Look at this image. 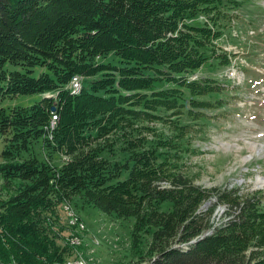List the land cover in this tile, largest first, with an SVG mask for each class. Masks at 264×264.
Masks as SVG:
<instances>
[{
  "label": "trees",
  "instance_id": "1",
  "mask_svg": "<svg viewBox=\"0 0 264 264\" xmlns=\"http://www.w3.org/2000/svg\"><path fill=\"white\" fill-rule=\"evenodd\" d=\"M222 2L0 0V102L18 95L42 96L29 108L13 110L20 112L14 120L0 119V133L9 134L6 128L15 130V143L5 145L0 156L14 160L16 155L9 148L19 145L25 149L31 139L42 138L47 146L53 143L71 157L59 169L34 158L0 166L1 264L66 262L71 254L63 245L65 236L58 231L56 211L77 193L96 199L107 209L137 197L139 201L152 196L154 202H172V213L165 214L169 226H162L170 229V235L184 219H190L187 240H178L181 246L177 248L161 249L151 264H264L263 191L239 186L196 188L181 173L164 175L162 163L155 168L158 149L154 148L131 151L133 167L124 180L112 183L129 165L114 172L104 158L99 159L102 149H92L96 140L119 124L162 121L179 136L195 130L171 118L187 113L192 121L201 119L200 110L213 106L197 98L226 88L212 79L189 78L207 62L213 42L221 36L208 24L189 21L199 14L210 17L220 12ZM110 54L118 64L95 61ZM219 58L223 65L229 64L225 55ZM80 76L84 77L81 91L73 95L66 86ZM54 117L56 126L50 129ZM132 139L125 143L127 149L135 150L140 145ZM157 146L173 149V141L160 140ZM18 179L31 185L23 186L27 190L14 197L9 190ZM161 182L170 188L159 189ZM206 196L216 199L214 205L227 206L226 221L212 235L184 244L209 228V218L203 221L205 213L193 215L198 200Z\"/></svg>",
  "mask_w": 264,
  "mask_h": 264
},
{
  "label": "rangeland",
  "instance_id": "2",
  "mask_svg": "<svg viewBox=\"0 0 264 264\" xmlns=\"http://www.w3.org/2000/svg\"><path fill=\"white\" fill-rule=\"evenodd\" d=\"M222 4L220 12H214L210 17L199 14L189 21L193 25L208 24L221 34L213 42L214 50L209 54L210 58L189 78L212 79L223 83L226 89L221 93L197 98L213 106L200 110L203 113L201 119L192 121L187 113L171 118L175 119L177 125L191 124L195 127L190 134L179 136L177 131H172L162 121L137 122L130 126L119 124L110 134L96 140L92 149L96 152L102 149L99 159L107 161L108 169L116 172L120 166L129 165L112 183L124 180L133 167L134 164L129 163L131 151L142 153L143 150L154 148L158 149L155 151L158 155L155 168L162 163L164 175L181 173L196 188L208 191L239 186L264 192V185L257 184L259 178L264 180V0H223ZM221 55L228 59V65H223V60L219 58ZM95 61L118 64L112 54L105 59L96 57ZM41 98L37 94L18 95L0 102V119L9 122L14 120V115L20 112L13 110L29 108ZM158 114L164 115V112L159 111ZM56 122L51 123L50 129L56 126ZM144 127L148 130H144ZM11 129L6 128L10 130L7 135L0 133V152L5 145L15 143L12 141L15 130ZM92 135L96 136L97 132L93 131ZM134 137L140 146L135 150L127 149L126 140ZM167 138L173 141V149L157 146L158 141ZM9 149L16 158L11 160L0 156V166L34 158L59 169L71 162V157L56 149L53 143L47 146L42 138L31 139L25 149L19 145ZM151 161L155 163L153 159ZM1 185L3 179L0 175ZM14 185L9 190L10 195L19 197L31 183L18 179ZM160 185L159 189L165 191L170 188L166 182ZM23 186L27 189L24 190ZM150 198L140 201L139 197L127 199L123 205L114 203L113 207L107 209L100 207L96 199L87 198L82 193L71 194L56 211L59 217L56 220L58 231L65 236L63 245L70 249L71 254L65 261L83 258L88 264H151L161 249L167 251L170 246H181L176 243L178 240H187L190 219L186 217L171 236L170 229H162V226H169L165 222V214L172 213V202H154ZM183 203L185 201L180 204ZM215 203L216 199L208 196L198 200V208L193 215L205 213L203 221L209 218V228L184 244H191L204 235H212L226 221L227 206ZM65 206L86 227L80 235L82 243L75 248L67 242L70 230H67L69 217ZM160 236L161 240H158ZM250 252L251 248H248L245 253L248 258L252 257Z\"/></svg>",
  "mask_w": 264,
  "mask_h": 264
},
{
  "label": "bare ground",
  "instance_id": "3",
  "mask_svg": "<svg viewBox=\"0 0 264 264\" xmlns=\"http://www.w3.org/2000/svg\"><path fill=\"white\" fill-rule=\"evenodd\" d=\"M81 88H82V80H79V86H71L69 89L71 90L73 95H76L80 92ZM55 118L56 117H54L53 120L54 122L56 121ZM257 184L264 185V180L259 178ZM64 209L69 217L68 225L70 228V237L67 238V242L70 247L75 248L82 243V238L80 237V235L86 230V227L84 226L83 223L79 221V219L73 216L71 212L72 210L70 211L68 206H65ZM52 264H88V263L83 258H75L68 260L66 262H55Z\"/></svg>",
  "mask_w": 264,
  "mask_h": 264
},
{
  "label": "built area",
  "instance_id": "4",
  "mask_svg": "<svg viewBox=\"0 0 264 264\" xmlns=\"http://www.w3.org/2000/svg\"><path fill=\"white\" fill-rule=\"evenodd\" d=\"M79 80H82V77L73 78L72 82H71V84L69 86H79Z\"/></svg>",
  "mask_w": 264,
  "mask_h": 264
},
{
  "label": "water",
  "instance_id": "5",
  "mask_svg": "<svg viewBox=\"0 0 264 264\" xmlns=\"http://www.w3.org/2000/svg\"><path fill=\"white\" fill-rule=\"evenodd\" d=\"M51 111L53 112V111H54V108H52ZM204 208H207V205H206V206L204 205ZM205 236H207V235H204V236L200 237L198 240L193 241L191 244H194V243H196L197 241L202 240Z\"/></svg>",
  "mask_w": 264,
  "mask_h": 264
}]
</instances>
